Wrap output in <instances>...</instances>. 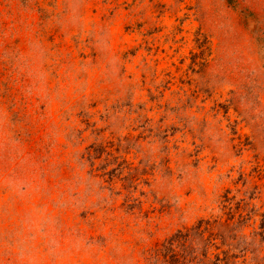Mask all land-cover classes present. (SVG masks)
<instances>
[{"label": "rangeland", "instance_id": "1", "mask_svg": "<svg viewBox=\"0 0 264 264\" xmlns=\"http://www.w3.org/2000/svg\"><path fill=\"white\" fill-rule=\"evenodd\" d=\"M0 264H264V0H0Z\"/></svg>", "mask_w": 264, "mask_h": 264}]
</instances>
